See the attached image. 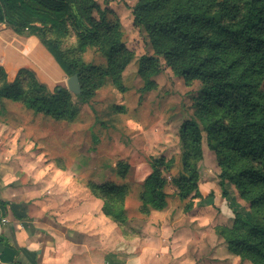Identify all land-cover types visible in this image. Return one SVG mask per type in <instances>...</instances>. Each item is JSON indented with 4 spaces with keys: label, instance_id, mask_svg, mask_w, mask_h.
I'll list each match as a JSON object with an SVG mask.
<instances>
[{
    "label": "trees",
    "instance_id": "obj_1",
    "mask_svg": "<svg viewBox=\"0 0 264 264\" xmlns=\"http://www.w3.org/2000/svg\"><path fill=\"white\" fill-rule=\"evenodd\" d=\"M129 9L133 25L145 34L152 52V56L138 58L143 89L154 87L151 78L160 72L159 59L185 86L201 83L195 115L218 161L221 195L229 199L224 189L229 183L248 204L250 214L235 212L232 226H216L215 234L242 262L264 264V0H137ZM107 14L115 15L95 0H0V24L18 35L38 38L65 75H77L81 92L76 100L81 103L106 77L119 86L122 72L135 59L123 43L119 20L109 23ZM68 24L81 40V47H98L106 61L104 68L81 64L76 71L58 47L45 38L44 28L61 31ZM2 100L21 102L35 113L58 120L73 118L76 113L67 91L58 87L54 94L49 93L28 70H20L9 83L0 68ZM179 137L184 148L185 176L177 181L178 197L200 198L199 123L184 122ZM168 164L162 157L152 159L151 173L143 184L141 201L155 211L167 206V180L162 170ZM123 168L121 176L125 175ZM91 191L103 201L106 217L115 223L125 219V185H91Z\"/></svg>",
    "mask_w": 264,
    "mask_h": 264
},
{
    "label": "rangeland",
    "instance_id": "obj_2",
    "mask_svg": "<svg viewBox=\"0 0 264 264\" xmlns=\"http://www.w3.org/2000/svg\"><path fill=\"white\" fill-rule=\"evenodd\" d=\"M95 1L103 10L113 7L119 14L121 20L116 14H107V21L119 20L123 43L135 59L122 72L119 86L106 77L83 103L68 90L69 77L57 65L58 75H53L55 68L47 66L44 47L38 38L18 35L0 24V68L6 80L13 82L20 70L31 71L49 93L54 94L58 87L67 91L76 110L73 118L58 120L35 113L21 102L0 101V174H4L7 184H25L32 200L38 201L34 205L36 212L73 222L74 218L86 220L90 214H103V201L92 193L91 185H125V219L115 223L106 217L110 222L106 228L113 229V236L123 241L119 240L118 246H125L123 251L127 252V240L139 235L141 221L148 220L151 242L159 238L171 241L169 234L173 231L178 234V245L188 241L196 248L192 249L193 253L201 251L193 256L199 261L206 258L204 253L210 247L220 244L218 239L215 242L213 231L216 226H224L212 203V207H200H207L213 195L208 194L206 203L201 194L200 198L191 195L185 200L178 197L177 181L185 176L184 148L179 135L186 121L198 122L202 131V159L197 164L199 192L202 184L220 182L216 155L195 115L202 85L195 81L185 86L164 60L159 59L160 72L151 78L154 87L144 90L138 74V58L152 56V52L145 34L133 25L126 12L136 0ZM92 16L98 20L96 13ZM44 33L76 71L81 64L106 66L98 47H81V40L70 24L61 31L46 27ZM261 91L264 93V83ZM160 157L169 161L162 170L168 198L166 208L155 211L143 205L140 197L144 181L151 173V160ZM123 167L126 171L121 176ZM225 200L231 211L226 221L228 227L233 224L235 212L250 214L247 203L238 205L230 196Z\"/></svg>",
    "mask_w": 264,
    "mask_h": 264
},
{
    "label": "crops",
    "instance_id": "obj_3",
    "mask_svg": "<svg viewBox=\"0 0 264 264\" xmlns=\"http://www.w3.org/2000/svg\"><path fill=\"white\" fill-rule=\"evenodd\" d=\"M111 9L120 19L113 7ZM126 12L133 22L131 10L128 8ZM43 52L47 62L56 68L57 64L49 53L45 49ZM26 188L25 184H7L4 174H0V264H250L232 254L215 231V242L218 239L220 244L210 247L204 253L206 258L199 261L193 256L201 251L193 253L192 249L196 248L188 241L178 245V234L173 231L169 234L171 241L159 238L151 242L148 220L141 221L139 235L127 240V252L123 251L126 247L118 246L122 240L113 236V229L106 228L110 222L103 214H90L86 220L74 218V222L67 218L56 220L36 212L34 205L38 201L32 200ZM199 189L205 203L206 198L213 195L210 203L217 208L220 223L227 226L231 211L221 195L219 184H202ZM224 189L233 202L238 205L243 202L234 186L225 184ZM210 203L207 207H200H212ZM2 219L7 223L3 224Z\"/></svg>",
    "mask_w": 264,
    "mask_h": 264
},
{
    "label": "water",
    "instance_id": "obj_4",
    "mask_svg": "<svg viewBox=\"0 0 264 264\" xmlns=\"http://www.w3.org/2000/svg\"><path fill=\"white\" fill-rule=\"evenodd\" d=\"M67 87L68 90L74 94V95H78L81 92V88H80V84L78 81V76L77 75H73L71 77L68 78L67 80Z\"/></svg>",
    "mask_w": 264,
    "mask_h": 264
},
{
    "label": "bare ground",
    "instance_id": "obj_5",
    "mask_svg": "<svg viewBox=\"0 0 264 264\" xmlns=\"http://www.w3.org/2000/svg\"><path fill=\"white\" fill-rule=\"evenodd\" d=\"M47 66H48L49 68H53V67H54V65H52L51 63H48ZM48 67H47V70L49 69ZM54 68H55V67H54ZM53 73H54L53 75H55V74L58 75V70L55 68V72H53ZM56 75H55V76H56ZM52 77H53V76H52Z\"/></svg>",
    "mask_w": 264,
    "mask_h": 264
},
{
    "label": "built area",
    "instance_id": "obj_6",
    "mask_svg": "<svg viewBox=\"0 0 264 264\" xmlns=\"http://www.w3.org/2000/svg\"><path fill=\"white\" fill-rule=\"evenodd\" d=\"M1 222H2L3 224H6V223H7V220H6V219H2Z\"/></svg>",
    "mask_w": 264,
    "mask_h": 264
}]
</instances>
